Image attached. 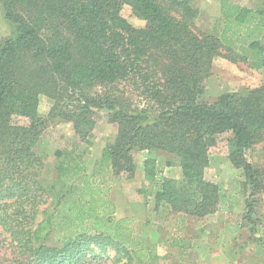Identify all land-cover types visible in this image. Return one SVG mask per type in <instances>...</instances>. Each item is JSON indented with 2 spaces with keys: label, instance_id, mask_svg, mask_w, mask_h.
<instances>
[{
  "label": "trees",
  "instance_id": "1",
  "mask_svg": "<svg viewBox=\"0 0 264 264\" xmlns=\"http://www.w3.org/2000/svg\"><path fill=\"white\" fill-rule=\"evenodd\" d=\"M192 0H0L10 28L0 36V228L15 264H89L112 257L114 264H151L150 244L136 235L132 217H115L102 179L131 178L134 150L163 151L181 178L164 175L153 157L143 161L154 209H167L176 227L214 213L219 186L205 177L213 150L209 138L228 133L227 159L243 175L245 224L264 264V167L251 152L264 143V84L226 91L212 102L201 95L215 58L264 66V2L256 7L221 6L223 30L216 35L195 25ZM127 5L143 26L122 14ZM104 87L97 95L94 88ZM134 94L138 103L125 95ZM40 95L53 100L46 116ZM98 110L116 124L89 173L79 155L42 177L35 146L57 120L70 121L85 139ZM257 234V236H256ZM175 251L181 249L173 237ZM112 254V255H111ZM173 264H198L178 257ZM230 264V263H224Z\"/></svg>",
  "mask_w": 264,
  "mask_h": 264
},
{
  "label": "rangeland",
  "instance_id": "2",
  "mask_svg": "<svg viewBox=\"0 0 264 264\" xmlns=\"http://www.w3.org/2000/svg\"><path fill=\"white\" fill-rule=\"evenodd\" d=\"M264 0H192L198 9L195 25L202 31L216 35L221 34L223 18L221 6H247L256 8ZM121 14L133 25L143 26L144 21L131 14L127 5H123ZM10 33L8 24L0 11V36ZM249 54L248 61L232 63L223 57L214 60L210 76L205 81V90L201 95L204 102H212L218 95L226 91H242L264 84V66L255 67ZM102 85H97L94 92L99 95ZM124 93L133 102L137 97L124 89ZM53 100L40 95L38 112L46 116ZM95 123L85 139L74 133L68 120H57L41 135L35 146L36 152L43 159L42 177L48 182L55 178V167L60 162H68L79 155L89 173L94 162L101 158L103 148L113 142L116 137V124L107 120L106 113L98 110L94 115ZM228 133H223L208 142L213 150L205 177L219 186L220 204L217 211L203 218H191L182 227H176L173 214L167 209H154L152 194L146 196L138 192L143 183H148L143 173V159L153 157L163 166L166 176L181 178L177 164L166 166L167 160L174 159L163 151L144 150L132 152L136 165L134 175L125 178L114 176L107 169L101 177L108 185V195L115 205V217H132V225L136 235L142 236L149 244L154 260L151 264H173L178 257L198 264H262L260 248L250 238V231L243 220L244 195L241 189L243 175L240 169L234 168L227 159L223 148ZM251 160L256 166L264 167V143L254 146ZM264 213V192L256 198L255 213ZM257 236V234H256ZM173 237L179 240L181 249L175 251ZM112 255V254H111ZM8 239L0 228V264H15ZM89 264H114L112 257L91 258Z\"/></svg>",
  "mask_w": 264,
  "mask_h": 264
},
{
  "label": "crops",
  "instance_id": "3",
  "mask_svg": "<svg viewBox=\"0 0 264 264\" xmlns=\"http://www.w3.org/2000/svg\"><path fill=\"white\" fill-rule=\"evenodd\" d=\"M145 152H147L148 154H149V152H151V151H147V150H144ZM145 159V158H144ZM144 159H143V161H144ZM143 161H142V163H143ZM220 204V203H219ZM219 204H218V208H219ZM218 208H217V210H218ZM216 210V211H217Z\"/></svg>",
  "mask_w": 264,
  "mask_h": 264
}]
</instances>
